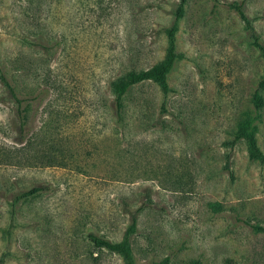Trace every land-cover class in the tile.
I'll list each match as a JSON object with an SVG mask.
<instances>
[{"label": "rangeland", "instance_id": "obj_1", "mask_svg": "<svg viewBox=\"0 0 264 264\" xmlns=\"http://www.w3.org/2000/svg\"><path fill=\"white\" fill-rule=\"evenodd\" d=\"M233 2L264 17V0H186L169 92L131 87L117 121L110 82L163 59L179 0H0V73L20 100L0 83L3 264H123L85 235L119 242L138 208L134 264H264V162L239 142L224 169L263 69ZM254 124L264 156V107ZM35 186L5 238L12 195Z\"/></svg>", "mask_w": 264, "mask_h": 264}, {"label": "trees", "instance_id": "obj_2", "mask_svg": "<svg viewBox=\"0 0 264 264\" xmlns=\"http://www.w3.org/2000/svg\"><path fill=\"white\" fill-rule=\"evenodd\" d=\"M185 2L186 0H179L178 5L173 12L172 23L165 31V51L163 59L146 69L138 71H126L123 75L110 82L109 87L113 95V113L117 121L120 120L121 113L123 111V98L131 87L149 81L157 84L163 96H165L169 92V88L167 86V76L172 70L175 62L181 57V55L176 51L175 34L178 29V22L183 15ZM227 6L235 12L238 20L242 24L243 31L246 33L248 44L257 50L263 62L262 77L256 83V86L250 96L253 115L241 120L237 124L235 131L231 135V139L222 143V146L227 149V153L224 155V169L229 173V175H231L229 168L230 154L233 147L239 142H242L245 145L249 161H257L259 163L264 162V156L258 149L254 137V123L258 118V114L264 107V42L256 34L253 27V23L256 20L262 19L264 17L254 16L248 18L243 11L242 3L233 2L228 4ZM0 83L2 87L10 94V96L16 103V106L19 107L20 100L15 98L12 88L10 87L6 77L2 73H0ZM43 189L44 188L42 186H35L12 195L9 203L10 209L8 211V223L4 229L5 238L9 237L13 228V215L15 205L35 196ZM138 211L139 208L135 210V212L129 213V224L126 226L124 232L122 233L119 242H112L93 233H87L85 235L86 240L96 250H102L109 254L119 256L123 264H134L130 243L131 237L136 231V214L138 213ZM251 229L254 232L264 233V228L262 227L251 226ZM5 257L6 254H3L0 257V264L4 263ZM156 264H168V258H164ZM191 264L199 263L192 262Z\"/></svg>", "mask_w": 264, "mask_h": 264}]
</instances>
